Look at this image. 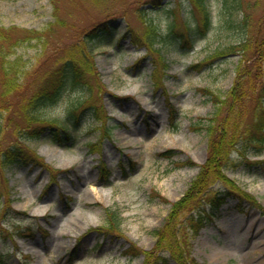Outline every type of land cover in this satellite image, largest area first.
<instances>
[{"label": "rangeland", "instance_id": "374dc122", "mask_svg": "<svg viewBox=\"0 0 264 264\" xmlns=\"http://www.w3.org/2000/svg\"><path fill=\"white\" fill-rule=\"evenodd\" d=\"M55 1L63 26L55 25L45 53L37 57L36 48L21 47L17 54L35 65L45 58L49 61L83 31L113 14L111 36L91 43L97 83L88 76L92 95L88 103H101L109 119L98 127L101 123L95 118L82 115L71 128L73 138L67 144H53L46 135L27 141L38 160L54 172L30 163L1 173L5 208L0 210V259L2 264H141L143 256L126 257L125 251L131 246L150 250L153 231L198 174L207 138L192 125L213 112L208 93L225 97L237 77L238 55L208 57L227 44H236L237 38L219 24L220 0H207L212 28L189 44L181 39L163 42L160 48L166 66L159 65L152 77L155 62L130 38L131 33L142 32L136 12L141 6L149 8L148 0H106L107 5L91 0ZM244 2L245 12L252 17L247 37L263 35L264 0ZM160 3L148 17L163 37L169 33L171 8L177 10L173 31L193 21L188 0ZM53 22L51 0H0V26L4 28L41 30ZM251 76L254 85L240 101L249 109L245 122H250L254 105L264 106V100H257L258 93H263L264 76ZM85 94L68 90L43 113L62 119ZM105 126L107 135H103ZM12 142H18L17 135L6 126L0 144ZM95 142L92 153L89 143ZM169 150L171 158L160 156ZM254 152L251 149L245 157L233 154L240 166L229 168L226 174L259 208L241 203L239 210V203L230 200L207 219L192 240L191 252L198 264H264V146L260 155ZM100 164L109 171L108 180ZM51 176L54 182L46 187ZM105 210L118 212L119 226L106 220ZM103 228L112 231L103 235Z\"/></svg>", "mask_w": 264, "mask_h": 264}, {"label": "trees", "instance_id": "16d2710c", "mask_svg": "<svg viewBox=\"0 0 264 264\" xmlns=\"http://www.w3.org/2000/svg\"><path fill=\"white\" fill-rule=\"evenodd\" d=\"M91 1L95 5H107L106 0ZM160 1L148 0L149 8L139 7L136 13L142 24V32L129 35L135 45L145 48L155 65L157 63V66L165 67L160 48L163 42L179 43V39H182L186 44L191 38L209 31L213 21L207 0H188L190 12L193 10L194 13L193 17L191 14L193 21L190 25L185 24L183 30L173 31L177 10L171 8L168 11L171 19L169 33L163 37L156 24L148 17L153 7L161 4ZM244 1H219L222 15L221 17L219 14V24L233 33L237 43L227 44L208 58L238 55L235 66L237 77L225 97L208 93L214 107L213 112L193 124L195 131L202 132L207 138L205 160L183 196L171 203L162 225L153 231L155 241L152 248L138 250L131 246L126 251L131 257L142 255V264H168L169 261L175 264H198L191 256V241L206 219L229 199L258 206L251 195L226 175L229 168L235 169L240 164L239 160L231 157L233 154L245 157L251 149H255L254 153L257 155L264 146V106L258 103L254 105L250 111V122H245L244 116L249 109L240 102L243 97L249 96L250 93L247 94L246 90L254 85L251 75L258 76L261 73L264 76V34L254 35L252 39L247 37L252 17L245 12ZM51 4L54 22L41 30L0 26V140L6 126L13 129V135H17L18 139V142L0 144V210L4 204L1 193L4 178L1 173L14 164L25 165L35 160L27 141L38 139L48 131L52 142L63 145L70 141L71 128L78 125L82 115L88 114L97 122L100 121L101 125L107 120L101 103L98 106L88 103V99L92 97L88 76L94 77L97 83L91 43L103 42L111 36L113 29L110 20L114 17L113 14H107L93 28L83 31L79 39L60 50L49 61L45 58L35 65L17 54V49L21 47L36 48L37 57L45 53V43L48 46L50 37L55 35L52 33L55 25L63 26L57 16L59 7L56 1L51 0ZM246 53H249L248 57H244ZM48 63L50 65L44 68ZM155 73L154 71L152 75ZM244 78L247 80L244 81ZM68 90L86 94L67 109L63 119L46 116L43 111L53 107ZM257 100L259 103L264 100V88L263 93H258ZM160 156L169 158L172 151L161 153ZM187 164L191 165V162L187 161ZM46 168L49 172L55 171ZM101 169V173L107 176V170L104 167ZM50 179L52 181L54 177L51 176ZM214 185L218 187L214 188ZM105 212L107 221H112L115 227L120 225L116 210ZM108 231L111 232V228H103L100 232L104 235Z\"/></svg>", "mask_w": 264, "mask_h": 264}]
</instances>
